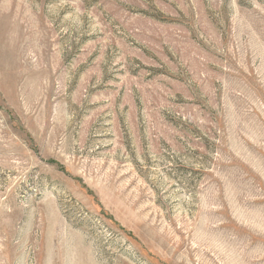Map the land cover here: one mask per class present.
<instances>
[{"label":"rangeland","instance_id":"1","mask_svg":"<svg viewBox=\"0 0 264 264\" xmlns=\"http://www.w3.org/2000/svg\"><path fill=\"white\" fill-rule=\"evenodd\" d=\"M0 264H264V0H0Z\"/></svg>","mask_w":264,"mask_h":264}]
</instances>
